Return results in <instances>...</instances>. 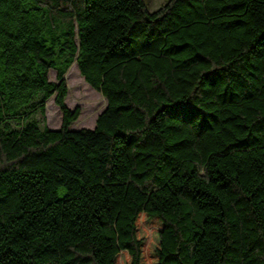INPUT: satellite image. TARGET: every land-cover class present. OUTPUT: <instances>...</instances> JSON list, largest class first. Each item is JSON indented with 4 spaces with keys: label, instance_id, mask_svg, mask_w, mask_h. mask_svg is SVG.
<instances>
[{
    "label": "trees",
    "instance_id": "1",
    "mask_svg": "<svg viewBox=\"0 0 264 264\" xmlns=\"http://www.w3.org/2000/svg\"><path fill=\"white\" fill-rule=\"evenodd\" d=\"M0 264H264V0H0Z\"/></svg>",
    "mask_w": 264,
    "mask_h": 264
},
{
    "label": "rangeland",
    "instance_id": "2",
    "mask_svg": "<svg viewBox=\"0 0 264 264\" xmlns=\"http://www.w3.org/2000/svg\"><path fill=\"white\" fill-rule=\"evenodd\" d=\"M169 0H146L150 12H156ZM50 80L56 82V72L51 71ZM68 96L66 104L71 110L81 108V116L70 128L71 131H79L81 129H94L98 117L106 110V98L95 91L87 84L81 76L77 64L74 63L66 75ZM46 114L37 115V120L42 127H48L51 130H59L62 125L63 116L55 103V97H52L46 104Z\"/></svg>",
    "mask_w": 264,
    "mask_h": 264
}]
</instances>
